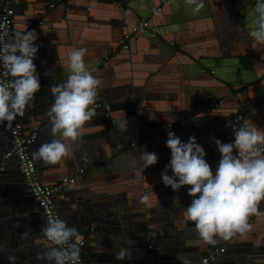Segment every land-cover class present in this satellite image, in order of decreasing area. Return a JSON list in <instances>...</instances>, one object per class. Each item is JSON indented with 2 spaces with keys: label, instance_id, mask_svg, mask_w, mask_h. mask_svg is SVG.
I'll return each instance as SVG.
<instances>
[{
  "label": "crops",
  "instance_id": "obj_1",
  "mask_svg": "<svg viewBox=\"0 0 264 264\" xmlns=\"http://www.w3.org/2000/svg\"><path fill=\"white\" fill-rule=\"evenodd\" d=\"M2 1L0 0V9ZM127 1L129 6L126 8H130L131 5L141 6L142 0ZM150 1H158L164 5L169 0ZM92 2L91 10L83 8L80 4L71 3L74 9L80 11L71 10L66 0H28L27 6L16 3L17 16L14 19L12 36L17 31L30 30L29 24L33 20L37 27L42 26L44 30L47 29L45 18L52 20L53 26L49 27L47 35L51 33L54 37L60 36L69 43L64 50L61 47L63 58L66 54L68 60L67 57L73 49L86 48L88 51L84 57L85 65L86 67L95 65L96 77L101 80L98 89L104 88L110 96H113L112 91L120 90L122 86L127 87V84L132 83L135 78L134 74L137 73L133 67L122 68L123 64L125 65L124 60L117 57L118 52H112V46L125 31L129 30L136 17L134 13L123 12L116 6L108 7L103 4V0L101 3L98 0H92ZM199 2L203 3V8L197 13L193 12L194 5L187 4L186 0H172L171 4L168 2L165 5V13L157 14L152 22L161 24L158 25V29L169 41L152 40L151 37L149 39L145 31L133 44L137 54L132 63L139 71H146V77L143 80L144 83L150 82L148 91L154 92L155 89L157 92H160L159 90L166 92V95L160 98L154 95L153 105L147 107L151 109L147 113L151 118H155L157 114L163 116L159 114V110L169 113L171 106L179 109L195 106L196 102L201 104L205 101H199V98L206 97L210 92L224 95L221 98H226L227 102L221 114L197 115L198 112L193 110L191 111L193 113L190 112L179 123H175L174 126L177 129L173 130L183 142H187L190 136H195L197 143L205 149L206 161L215 172L221 154L215 153L219 151L213 138L224 143L231 142L225 132L226 123L232 120V114L237 109V98H243L239 110L243 117L245 110H249L247 124L253 123L258 128L264 129V44L258 43L249 34L259 25L260 18L255 8L257 0H199ZM52 4L53 6H49ZM47 5L50 8H47ZM216 24H219V27L224 28L225 31L220 39L214 40L212 35ZM216 33H218L217 29ZM172 41H175V45L171 44ZM238 42L241 44L239 45ZM244 42L250 45L254 43L255 47L252 48H255L256 54L253 57L248 54L246 47L242 46ZM179 43H182L181 47L187 51L180 52L177 49L179 52L173 54V47L179 48ZM53 52L56 55L59 53L55 49ZM204 54L211 59L204 57ZM105 55H109L110 59L108 65L102 68V65L98 66V64L104 60ZM200 59L209 64L217 63L218 78L213 79L210 73L202 72ZM222 62H224L223 67ZM52 63L53 61L40 62L39 66L41 67L42 64L49 66ZM212 71L213 69L210 72ZM44 74L46 73H43L42 80H40L41 91L37 92V96L35 94V99H38L37 103L40 105L43 104V99H41L43 91L51 89L48 82L55 85L58 79L57 74L47 78H44ZM258 82H261V85ZM246 86L252 88L249 93L250 99H245L243 95L238 96V93L245 91ZM257 87H260V92ZM110 102H113L111 106L117 108L126 103L135 104L137 101L132 98L125 100V97L117 99L111 97ZM132 110L135 111V109ZM147 114L145 113L144 116L149 119ZM159 120L161 119L156 122ZM44 135L43 141L35 147L36 150L53 138L51 131ZM65 142L69 144V155L58 163L49 165L36 160L38 169L45 171V180L48 182L56 179L58 175L65 174V170H72L78 166L85 167L83 162L88 155L75 150L76 145L72 142V144L69 141ZM153 146L159 149L158 152L166 151L163 154H157L158 162L145 169L143 160H140L135 169L136 173L132 168L134 159L137 155L140 157L141 153L148 151L145 144L140 152L134 147L128 153L120 155V158L109 161L107 166L101 169L98 165L90 166L97 160L92 157L96 153V148L93 146V150L89 151L92 162L87 164L86 170L82 172L80 184L66 188L65 194L62 193L56 197L60 210L64 209L65 214H70L69 217H73L72 213L76 210L87 212V214L102 213L104 215L102 222L98 224L107 229L102 234H98V240H102L106 235L112 240L108 241V248L103 247L110 259L98 262L101 258L97 256L95 243L90 242L87 247L90 253L94 254L95 257L92 259L95 261L91 259L89 264H180V261L176 259L177 254L188 257L194 264L208 253L209 246H214L207 244L197 235L193 222L185 219L183 227H178L170 219L172 215L179 213L181 198L186 202H191L193 197L188 195L190 186H182L179 191H173L170 186H165L161 173L165 170L163 167L171 159V152L166 143L161 145V142H158ZM11 147L12 140L7 136H0V154L2 151L5 154ZM3 157L0 162V164L4 162V170L0 174V201H6L4 209L14 208L17 212L21 208L23 210L16 217L14 225L8 223V219L0 218V264H9L10 254L17 257L16 264H48L47 261L38 260L37 255L53 247V244L50 240H48L49 244L42 243V237L33 240L35 227L29 218L31 212L26 210V204L23 203L24 195L27 193L24 187L25 182L21 179L19 183L21 171L17 163L12 159L4 160ZM167 174L172 175L169 170ZM143 195L150 197L151 206L140 202V197ZM263 205L264 201H261L258 206L263 207ZM106 210L114 215L109 216ZM80 218L82 219V215ZM123 221L133 228L140 229L139 232H134V230L123 232ZM91 224L93 225L94 222ZM256 229L264 231V215L257 223ZM94 233L98 232L94 231ZM241 237L237 234L229 240L216 238L217 242L222 241L221 246H225L226 250L222 252L224 254L230 253L228 242L233 243L237 240L231 249L233 259L223 255L219 264H264V249L255 251L259 245L253 243L252 239L247 241L243 238L244 236L242 239ZM78 238H80L79 235L74 238L73 242H76ZM26 240L29 242L25 243ZM94 241H96L95 235ZM127 244H130V247ZM262 245L264 248V244ZM121 249L126 251V255L118 260L115 253Z\"/></svg>",
  "mask_w": 264,
  "mask_h": 264
},
{
  "label": "clouds",
  "instance_id": "obj_2",
  "mask_svg": "<svg viewBox=\"0 0 264 264\" xmlns=\"http://www.w3.org/2000/svg\"><path fill=\"white\" fill-rule=\"evenodd\" d=\"M186 3L194 5V13L203 8L199 0H186ZM255 8L259 25L249 34L264 44V0H257ZM7 36V31L0 36L3 45L0 47V61L6 77L0 78V124L6 122V126L11 127L17 117H23L32 107L41 84L34 63L39 50L35 44L37 33L34 30L17 31L14 38L4 42ZM87 51L83 47L73 49L68 55L70 75L64 82L51 87L53 103L48 116L53 138L32 153L34 160L54 165L66 158L69 144L65 141L74 143L85 122L97 115L90 106L96 102L101 80L85 65ZM213 140L221 154L215 172L195 136L183 142L169 131L166 146L170 149L171 159L161 173L163 183L173 191L190 186L188 195L193 199L185 208V214L193 222L197 235L210 245L217 243V237L229 240L237 234L245 236L252 227L249 217L258 214V205L264 201V129L249 123L234 129L232 142ZM140 159L144 169L158 162L155 152L144 151ZM169 169L172 175L167 174ZM140 202L151 206L148 195L141 196ZM41 231L54 246L38 254V260L48 264H79L81 247L73 242L79 235L75 226L69 227L61 219H51ZM125 255L123 249L115 253L118 260ZM176 259L180 264H192L188 257L180 254ZM8 260L9 264H16L17 257L10 254Z\"/></svg>",
  "mask_w": 264,
  "mask_h": 264
},
{
  "label": "water",
  "instance_id": "obj_3",
  "mask_svg": "<svg viewBox=\"0 0 264 264\" xmlns=\"http://www.w3.org/2000/svg\"><path fill=\"white\" fill-rule=\"evenodd\" d=\"M4 1L5 0H3L2 2L4 3ZM98 1L101 3V0H98ZM103 2H104L103 4L107 5L108 7H115L116 6L117 8L121 9L123 12L134 13V15L136 17L133 24L129 27V30H127V31L124 30L125 32L122 35V37L116 41V44H114L112 46V52L113 51H116V53L118 52L117 57H120L124 60L125 65L123 64L122 68L127 69V67H133L134 70L137 71V73L134 74L135 78L133 79L132 83L127 84V87L124 88V86H122L120 88V90L117 89L115 91H112L111 93L113 94V96H110L109 93L107 92V90H105L104 88L101 90L98 89V96L96 98V102L94 105L90 106L96 110L97 115L95 117H93L92 120L85 122L83 127L80 129V137L74 143L72 142L73 144L76 145L75 150H78V151L88 155L87 159L83 162L85 167L84 166H78L77 168H74L72 170L71 169L65 170L66 171L65 174L58 175L56 179L50 180V182L45 180L46 179V176H44L45 171L41 170L40 168L38 169L39 173H40V177L43 180V182L49 183V184H56L57 182L63 180L64 178H69V176L72 174L77 175L78 183L67 184L61 191H59L56 194V197L57 196L59 197L60 196L59 194H62V193L65 194L64 190L66 188L76 187L78 184H80V181L82 178L81 176L83 174L80 173L79 170L81 167H84V169L86 170L87 164H90L92 162V157L94 159H97V160L95 163H92L90 166L98 165V167H100V169H101V168H105L109 161H113V160L117 159V157L120 158V155L128 153V151L134 147L138 148V150L140 152L141 149H144L143 148L144 144L146 145V148L148 151H153L156 154L165 153L166 150H163L162 152H158L159 149L154 148L153 145L157 144L158 142H161V145L166 143L168 132L169 131L173 132V130L177 129V127L174 126L175 123H179V121L182 120L184 117H186V115H188L191 111H193V110L196 111L195 110L196 107L198 105H200V102H196L195 106H192L190 108L181 107L179 109H177L178 107L171 106L172 108L170 109L169 113H164L163 110H159V114H161L163 116H160L157 114V116L155 118L149 117L147 113L151 109H148L147 107H150L153 105V99L155 100L154 95L156 98H160V96L166 95V92L159 90L162 93L161 94L160 92H157L155 89H154V92L148 91V88L150 86L149 85L150 82L144 83V80H143L146 77V75H145L146 71L145 70L139 71L137 69V66H134V63H132L134 56L137 54V52L134 50L133 44H134L135 40L138 38V36H142V34H144L145 31L147 32L145 34L148 36L149 39L151 37L152 40H158V41L161 40L162 42L169 41V39L166 36H164L163 33L161 31H159V29H158L159 28L158 25H161V24L152 22V19L155 18V16L157 14H161V13L164 14L166 11L165 5H167L168 2H170V4H171L172 0H169L164 5L161 3H158V1L152 2L150 0H142L140 2L141 6L134 7L133 5H131L130 8H126V6H129L127 0H103ZM17 3L23 4V5L26 4V6H27L28 0H23V1H20ZM66 3L70 4L71 10H73V11H80V10L74 9L71 3L80 4L83 8H88L89 10H91V8L93 7L92 6V4H93L92 0H85V4H83V0H66ZM88 4H90L89 7H88ZM49 6H53V4L49 5ZM49 6L47 5L46 7L50 8ZM99 6H101V5H99ZM154 6L155 7L160 6L161 9L157 10L156 12H152V7H154ZM15 7H16V5H14V8ZM16 13H17V11L15 9L14 19L17 16ZM142 18H148L149 19V22H150L149 29L143 28V29H140L139 31H137L135 33H132L131 37L127 41L128 47L125 48L123 46V43H122L124 35L127 32H132L133 27L137 26ZM45 20L47 22V23H45V26H46L45 28H47V29H45V30L42 29V26L37 27L34 20L31 21L29 24V26L31 27L30 30H34L38 35V39L35 41V44L39 46V50L36 53L34 63L36 64L37 72L39 73V80H42L43 73H49V74H44L45 75L44 78H47L50 75L57 74L56 77L58 79L56 80V84H59V83L64 82L68 78V76L70 75V69H69L68 64H67L68 60L66 59V56H65L66 54H64V58L61 54V52H62L61 47L64 50V48L67 47V44H69V43H68V41L65 42L66 40L60 36L54 37L51 33L47 35V32H49V29H50L49 27H52L53 23L51 22L52 20H50V19L45 18ZM110 23H113V22H110ZM216 29L218 30V33H216ZM224 31H225L224 28H220L219 24H216L215 29L213 31L214 34L212 35L214 40L220 39V36ZM68 32H69V37H70L71 36L70 30ZM153 33H155V36H152ZM238 44L240 45L241 43L238 42ZM179 45H180L179 48L176 46L173 47V49H174L173 54H175L176 52H179V51L180 52L187 51V49H183L181 47L182 43H179ZM69 46H71V45H69ZM242 46L246 47V51H248V54L250 56L253 57L256 54L255 48H252V47H255L254 43H252L250 45L248 42H246V43L244 42ZM53 47H55L54 49L57 50V52L59 51V53H57V55L54 54ZM219 53L221 54V52H219ZM109 55H105L103 58L104 60L103 61L101 60L100 63L98 64V66L102 65V68L107 66L108 65L107 63L109 62V59H110ZM203 56L208 57L207 54H204ZM208 59H211V58L208 57ZM52 61H53V63L49 66H46L45 64H42L41 67L39 66L40 62L41 63L42 62L47 63V62H52ZM222 61H223V59H222ZM219 62H220V60H219ZM200 63L202 64V72L205 71L206 73H210L213 79L215 77L219 76L217 63L213 62L214 64H209L203 59H200ZM231 63H229V64H231ZM221 66L222 67L224 66V62H222ZM87 68L90 71H92V74L94 76H96L95 65L94 66H87ZM211 69H213L212 72H210ZM258 83H259V85H261V82H258ZM48 84L50 86L49 88H51L53 86V84H51L49 82H48ZM50 90L51 89H45V91H43V97H41V99H43L42 105H40V103H37L38 99L37 100L35 99L33 104H32V107L26 110L25 115L23 117H18V119L23 123L25 132L27 134L33 130V129L31 130L32 127L38 129V136L31 146L32 153L34 151H36L35 147L37 146V144H40L43 141V139L45 137L44 133H47L51 129L50 118L48 116V110L50 109V107L53 103V97H52ZM239 90H240V88H239ZM251 90H252L251 86H246L245 91L243 90L240 93H238V96L240 97L243 95V97L245 99H250L249 93H251ZM257 90L260 92V87H257ZM45 92L47 93L46 96H45ZM213 93L214 94H212V92H210L209 94H207L206 97L201 96L199 98V101H205L206 102V101H209L210 99L215 98V97H224V95L218 94V92H213ZM37 95H38V93H36V96ZM111 97H115L116 99L125 97V100L128 98H132V99L136 100L137 102L135 104L134 103L133 104H127V103L122 104L121 107L118 106L116 108V106H111L113 103V102H110ZM229 98H231V97H229ZM224 99H225L224 104L222 106H220L219 108H215V109L207 111V112H198V113L195 112V113L197 115L198 114H212V113H213V115L221 114V112L223 111L222 109H225V107H226L225 104L227 102V99L226 98H224ZM121 101H124V100L121 99ZM242 101H243L242 97H240L239 99L237 98V102H236L238 104L237 109L234 110V112L232 114V120H230L226 123L227 126H226L225 132H226V135H228L230 137L231 142L234 141V129H238L240 126L247 124L246 120H248V114L247 113L249 110L248 111L245 110V114H244L243 119L236 120L237 117L239 116V114L241 113L239 110H240ZM244 102H246V101H244ZM132 109H135V111ZM145 113L147 114L149 119L144 116ZM191 113H193V112H191ZM158 119H161V120L156 122V120H158ZM229 130L231 132H228ZM151 135H154V137H151ZM0 136H7V137H9L10 140H12V137H11L9 131L4 126L0 127ZM93 146L96 148V153L92 157H90L89 151L93 150ZM215 153H219V152H215ZM132 155L134 156V154H132ZM3 156H4V153L2 151V153L0 154V162L2 161ZM11 159L14 160L17 163V165L19 166L18 160L16 158H11ZM140 160L141 159L138 155L134 159V167H132V168H133V172H135V173H136L135 169H136ZM8 161H7V163H8ZM37 162H38V160H37ZM37 166H38V164H37ZM40 166H41V164H40ZM163 168H165V167H163ZM19 169H20V167H19ZM1 173H3V172L0 171V174ZM169 173L170 174L172 173L171 169H169ZM20 176H21L20 179H18L19 183H21V181H20L21 179L23 182H25L22 172H21ZM0 185H1V181H0ZM20 187H21V185H20ZM24 187L26 188L27 193L24 195L25 199L23 200V203L26 204V206H25L26 210H29L31 212V214L29 215V218L35 227V229H34L35 231L33 232V233H35V237L33 238V240H36L37 237H42L43 238L42 243L47 242V244H49L47 237L41 231V229L47 224L46 218H45L44 214L42 213L41 207L34 200L33 195L29 191H27L28 189L26 187V184ZM78 202H79V200H78ZM179 202H180L179 213L176 215H172L170 219L172 220V222H175V224H177L178 227H180V226L183 227V222H185V219L188 222L190 221L185 214V208L191 202H189V201L186 202L182 198ZM5 204H6V201H0V218L1 217L6 218V219H8L7 220L8 223H11L12 225H14L16 217L20 215V213L22 212L23 209L22 208L19 209L18 212H17V209L14 210V208H10L7 210V209H4ZM58 205H59V202L57 200V206ZM94 208H96V205H94ZM58 209H59L61 214L63 213L62 214L63 219L65 222H67L68 226L69 227L75 226L78 229V233L80 232L82 234L81 235L79 233L80 238L76 239L75 243H77L81 247V251L85 256L87 263L89 261H92V260L95 261V259H92L95 257L94 254L90 253V250L87 247L90 242L95 243L94 247L96 248L97 256L101 258V260H99L98 262L101 263V262H105L107 259H110V258H108L109 254L106 253V251L103 249V247L108 248L107 243H108V241H112V240L110 238H108L109 236H107V235L104 236V238L102 240H98L99 239L98 234L99 233L102 234L104 232V230L107 229V228H104L103 226H100L98 224V223L102 222V217L104 216L102 213H100V214L88 213L87 214V212L83 213L82 211L79 212V210H76L75 212L72 213V214H74V216L69 217L70 214H65L64 209L60 210L59 206H58ZM258 209H259L258 214L251 215L248 219L249 224H251V226H252L251 231H249L244 237L242 236L243 238H245V240L248 241V240L252 239L254 241L253 243H256L257 245H259V247H257L255 249V251L257 249H264V248H262L263 247L262 244H264V236H262V234H264V231H262L260 229H256L257 223L259 222V220L261 218H263L264 205H263V207L258 206ZM107 214L109 216L114 215L112 212H108V211H107ZM80 215H82V219L80 218ZM84 215H85V218H84ZM72 218H73V220H72ZM93 222H94V224L92 225L91 223H93ZM128 223L130 224V220H128ZM117 224H118V222H117ZM27 225H25V226H27ZM97 225H99V226L96 228ZM135 226H137V225H135ZM122 229H123V232L133 231V230H134V232H136V231L139 232V230H140V229L133 228L132 226L126 224L125 221L122 222ZM94 231L95 232L97 231L98 233H94ZM119 231H120V229H119ZM94 235H95L96 241H94ZM242 237H241V239H242ZM42 238H40V239L42 240ZM97 241H99V242H97ZM236 241L237 240H235V242ZM28 242H29L28 240L25 241V243H28ZM81 242H83V244H80ZM235 242H233V243H232V241L228 242V245L230 248V253H227V254L218 253L210 264H219V262L223 258V255H227V257L229 256V258L233 259L231 249H232L233 245L235 244ZM221 243H222V241L219 240V242H217L213 247L209 246L208 247L209 250H207V252H210L213 249L219 248L221 246ZM52 246H54V245H52ZM257 251H259V250H257ZM199 261H200V258L194 264H197Z\"/></svg>",
  "mask_w": 264,
  "mask_h": 264
},
{
  "label": "built area",
  "instance_id": "obj_4",
  "mask_svg": "<svg viewBox=\"0 0 264 264\" xmlns=\"http://www.w3.org/2000/svg\"><path fill=\"white\" fill-rule=\"evenodd\" d=\"M20 1L23 0H5L0 9V36H3L5 31H7L8 33V36L4 37V42H8L9 39L14 38V36H12L15 15L14 5L15 3ZM160 9V6H154L152 7V12H156ZM149 27V19L142 18L138 25L133 27L132 32H127L124 35V38L122 40L123 46L125 48L128 47L127 41L131 37L132 33H135L143 28L149 29ZM152 36H155V33H153ZM171 44L174 45L175 42L172 41ZM2 46V43H0V47ZM0 78H6L2 61H0ZM224 102L225 101L223 98L215 97L210 99L209 101L201 103L196 107L195 110L197 112H207L215 108H219L224 104ZM241 119H243V115L239 114L236 120ZM2 126L6 127L12 137V147L4 154L3 159L9 160L11 158H16L18 160L26 187L28 191L33 195L34 200L41 207L42 213L46 218V222L51 219H61L64 221L63 216L57 206L56 194L61 191L67 184L76 183L77 175L72 174L69 176V178H64L56 184L43 182L40 177L37 162L32 158L31 151V146L38 136V129L34 128L30 133L27 134L25 132L23 123L18 119V117L15 121L12 122L11 127H7L6 122L0 124V127ZM3 163L4 162L0 164V171L4 170ZM84 170V167H81L79 172L82 173L84 172ZM80 244H83V242H81ZM225 250V246H220L219 248L213 249L206 255L202 256L197 264H210L218 253H222ZM79 264H88L82 251L80 253Z\"/></svg>",
  "mask_w": 264,
  "mask_h": 264
},
{
  "label": "flooded vegetation",
  "instance_id": "obj_5",
  "mask_svg": "<svg viewBox=\"0 0 264 264\" xmlns=\"http://www.w3.org/2000/svg\"><path fill=\"white\" fill-rule=\"evenodd\" d=\"M224 101H225V99H224Z\"/></svg>",
  "mask_w": 264,
  "mask_h": 264
}]
</instances>
